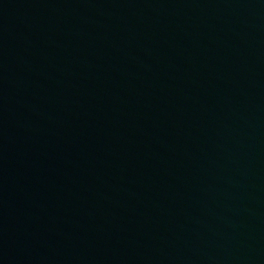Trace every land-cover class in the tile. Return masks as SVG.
I'll return each mask as SVG.
<instances>
[{
    "label": "water",
    "instance_id": "95a60500",
    "mask_svg": "<svg viewBox=\"0 0 264 264\" xmlns=\"http://www.w3.org/2000/svg\"><path fill=\"white\" fill-rule=\"evenodd\" d=\"M264 67V0H233Z\"/></svg>",
    "mask_w": 264,
    "mask_h": 264
}]
</instances>
